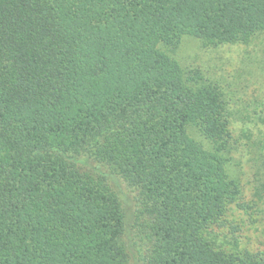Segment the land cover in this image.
<instances>
[{
	"label": "trees",
	"instance_id": "1",
	"mask_svg": "<svg viewBox=\"0 0 264 264\" xmlns=\"http://www.w3.org/2000/svg\"><path fill=\"white\" fill-rule=\"evenodd\" d=\"M261 33L264 0H0V264H264L214 230L237 142L175 59Z\"/></svg>",
	"mask_w": 264,
	"mask_h": 264
},
{
	"label": "rangeland",
	"instance_id": "2",
	"mask_svg": "<svg viewBox=\"0 0 264 264\" xmlns=\"http://www.w3.org/2000/svg\"><path fill=\"white\" fill-rule=\"evenodd\" d=\"M175 59L218 87L237 142L233 153L242 184L240 203L229 205L215 228L227 251H264V33L248 44H203L182 39ZM191 136L199 139L191 130Z\"/></svg>",
	"mask_w": 264,
	"mask_h": 264
}]
</instances>
